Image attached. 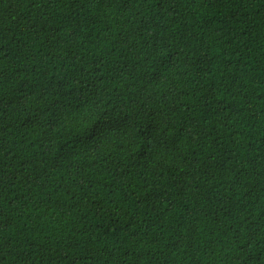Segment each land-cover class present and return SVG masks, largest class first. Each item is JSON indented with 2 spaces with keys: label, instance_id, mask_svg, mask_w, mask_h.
Returning <instances> with one entry per match:
<instances>
[{
  "label": "trees",
  "instance_id": "trees-1",
  "mask_svg": "<svg viewBox=\"0 0 264 264\" xmlns=\"http://www.w3.org/2000/svg\"><path fill=\"white\" fill-rule=\"evenodd\" d=\"M0 264H264V0H0Z\"/></svg>",
  "mask_w": 264,
  "mask_h": 264
}]
</instances>
